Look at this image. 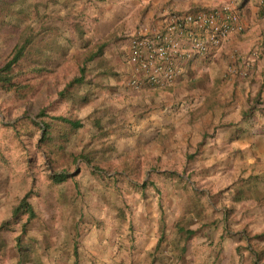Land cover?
<instances>
[{
    "label": "rangeland",
    "instance_id": "obj_1",
    "mask_svg": "<svg viewBox=\"0 0 264 264\" xmlns=\"http://www.w3.org/2000/svg\"><path fill=\"white\" fill-rule=\"evenodd\" d=\"M13 1L34 27L30 59L42 68L39 74L19 76L29 86L26 93L0 92V264H10L8 257L16 256L19 264H35L55 245L65 248L71 242L63 235L79 238L117 229L132 236L138 229L142 237L161 233L159 247L168 248L167 242L177 239L173 226L181 218L184 229L194 230L180 242L192 251L190 264H264L263 177L251 180L238 169L232 184L218 185L213 168H204L214 156H199L205 146L189 143L188 134L195 138L198 130L178 125L176 133L182 129L187 134L183 155L181 143L174 140L175 125L153 126L155 91L194 92L175 98L170 108L181 111L179 121L188 124L199 121L200 105L203 113L211 107L205 104L207 97L220 88L227 94L229 79H212L215 66L196 60L184 66L172 87L127 89L121 84V49L111 47L97 15L91 16L102 2ZM25 23H12L0 33V63L9 57ZM47 27L53 34H47ZM93 54L98 56L90 61ZM81 66L91 83L72 86L60 100L57 92L79 76ZM41 110L45 116L39 118ZM55 116L84 125L71 131L52 121ZM43 122L50 124L51 137L40 144ZM202 124L208 137L214 135L212 121ZM53 172L68 178L55 183ZM27 193L36 215L31 220L13 215Z\"/></svg>",
    "mask_w": 264,
    "mask_h": 264
},
{
    "label": "crops",
    "instance_id": "obj_2",
    "mask_svg": "<svg viewBox=\"0 0 264 264\" xmlns=\"http://www.w3.org/2000/svg\"><path fill=\"white\" fill-rule=\"evenodd\" d=\"M99 1L102 2L101 5L96 12L93 10L91 16L97 15L96 22L103 28L102 35L110 37L111 47L121 49V84L127 89L130 88L127 82L133 70L130 62V40L133 36L162 30L167 15L172 12H196L214 8L222 3V0ZM260 1L235 0L237 22L243 26V31L232 33L220 47L214 48L204 56L194 57L186 64L189 66L196 60L203 64L210 62L215 66L213 74L216 76L211 77L212 79H229L225 81L230 87L227 94L221 88L217 90V95L212 94L213 97L204 94L207 97L205 104L211 107L204 113L200 110L201 105L197 108L199 121L184 124L185 120L179 121L183 117L181 111L176 113L175 109H170L175 98L188 95L192 97L194 92L187 95L183 92L178 94L174 90L155 91L152 112L157 114V120H154L153 126L175 125V133L178 125L198 130L195 138L192 137L194 133L188 134L189 143L194 147L196 144L205 146L203 153L199 151V156H214L213 163L210 159L204 162V168H213V178L218 185H227L235 180L237 175L239 176L238 169H242L245 172L243 174L250 176L251 180L263 177L264 181V19L259 12ZM242 69H246L245 77L239 74ZM144 87L151 86L142 88ZM121 95H124L123 89ZM202 114L206 118H203ZM208 120L212 121L216 128L214 135L210 137L204 131V123L202 124ZM179 130L181 131L174 135V140L177 139L181 143L182 154L185 155L187 134L182 129ZM168 145H171L173 151L178 150L172 146L170 139ZM191 186L196 190L192 184ZM249 204L254 207L253 203ZM239 206H242L241 202ZM181 220L173 226L177 239L176 242L168 241V248L159 247L161 233L156 238L153 235L142 237L138 229H135L133 236L127 232L121 234L119 229L117 233L82 234L79 238H76V234H68L63 237H67L65 241L72 243L65 248L60 244L55 245L47 250L48 254L40 256L35 264H190L192 251L180 243L185 238ZM190 232L194 233V230ZM75 238L80 243H76ZM8 258L10 264H19L17 256L13 260Z\"/></svg>",
    "mask_w": 264,
    "mask_h": 264
},
{
    "label": "built area",
    "instance_id": "obj_3",
    "mask_svg": "<svg viewBox=\"0 0 264 264\" xmlns=\"http://www.w3.org/2000/svg\"><path fill=\"white\" fill-rule=\"evenodd\" d=\"M235 6V0H222L214 8L172 12L167 15L162 30L133 36L130 40L133 70L127 85L134 90L143 86H171L192 58L211 53L232 33L243 31L237 22ZM259 12L264 19V0L259 2ZM239 74L245 77L246 69Z\"/></svg>",
    "mask_w": 264,
    "mask_h": 264
},
{
    "label": "trees",
    "instance_id": "obj_4",
    "mask_svg": "<svg viewBox=\"0 0 264 264\" xmlns=\"http://www.w3.org/2000/svg\"><path fill=\"white\" fill-rule=\"evenodd\" d=\"M17 4L13 0H0V33L4 32L9 28L12 23L14 26L21 27V23L24 20L26 23L29 24L25 26L23 29H20L17 42L15 43L14 47L12 48V51L9 54V57L6 58L2 63H0V92L8 93L13 92L17 95L21 94L22 92L26 93L29 89V86L27 84H24L22 81L18 80L19 76L22 75V73L28 71L31 73L39 74L41 72V64L40 62H36L35 59L31 60L30 57L32 55V45L33 41L36 38V34L34 33L33 29L34 27L31 24V21L28 19H24V15L26 14L25 9L23 10L21 7L18 9H14V5ZM34 7H37L35 4ZM35 20V19H34ZM34 20L33 24H34ZM47 31V34H53V31H51L50 27H47L44 29ZM98 55L93 54L90 57V61H92L95 57ZM30 63L29 68H25L27 66V63ZM106 73H108L106 71ZM105 72H102V74H106ZM100 74V75H102ZM86 72H84V66H81L79 70V76L73 78L70 80L65 87L57 92V96L60 100H65L66 97L69 96L70 88L74 85H79L82 83L90 84L91 80H86ZM83 101L86 102L87 98H83ZM44 110H41L37 117L41 118L44 117ZM52 121H58L62 123L63 125H66L71 131H76L83 127L84 123L78 119H71L64 116H55L51 118ZM43 134L42 138L40 139L39 143L42 144L45 142L48 138L51 137V127L48 122H43L42 125ZM82 157V156H81ZM84 159V158H83ZM68 176L66 173H57L53 172L52 179L55 183H60L67 179ZM29 193L25 194L17 206L13 209V215L16 216L18 214H26L27 219L31 220L36 215L32 208L31 203L28 200ZM23 226V231H24ZM182 234L184 235V240L192 234L189 230H186L183 228ZM264 236V234H261Z\"/></svg>",
    "mask_w": 264,
    "mask_h": 264
}]
</instances>
